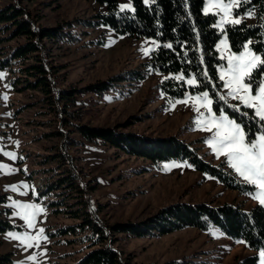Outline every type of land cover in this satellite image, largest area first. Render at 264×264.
I'll list each match as a JSON object with an SVG mask.
<instances>
[{"label":"rangeland","instance_id":"1","mask_svg":"<svg viewBox=\"0 0 264 264\" xmlns=\"http://www.w3.org/2000/svg\"><path fill=\"white\" fill-rule=\"evenodd\" d=\"M9 0H0V6ZM240 0H205L203 12L216 15L220 33L216 49L222 63L218 68L223 82L221 99L226 106L248 115L253 110L259 130L248 141L243 123L221 106L217 111L209 91L181 98L162 93L160 82L167 76L148 70L156 43L152 39L116 35L107 26L86 21L106 12L95 0H34L20 5L31 12L37 24L64 28L75 39L51 45L50 55L61 66L66 81L84 87L124 74L125 79L104 94L83 92L78 106L82 120L65 115L42 90L20 89L12 81L22 76L0 69V194L6 195L1 209L13 228L0 233V256L12 255L10 264H72L98 247L88 238L91 222L113 225L143 221L160 208L176 202H231L250 210L264 207V79L254 87L247 79L262 63V57L247 44L241 52L231 50L225 26L245 17L236 15ZM120 10L133 11L130 0H119ZM250 19V18H249ZM0 58L23 39L2 40ZM14 65L13 68H17ZM146 78L137 80L134 71ZM22 78V77H21ZM24 78V77H23ZM195 86L194 76L186 79ZM100 127L122 126L121 130L146 136L175 135L196 141L199 153L212 163H227L237 177L254 187L248 194L227 189L217 179L198 171L188 160L153 161L129 155L101 141L89 142L75 132L77 124ZM74 140V142H72ZM65 156L61 159L57 154ZM64 176L72 177L73 181ZM121 238L114 246L133 263L164 264L170 260L193 264H234L238 258L264 252L227 237L218 227L203 231L188 227L159 237Z\"/></svg>","mask_w":264,"mask_h":264},{"label":"trees","instance_id":"2","mask_svg":"<svg viewBox=\"0 0 264 264\" xmlns=\"http://www.w3.org/2000/svg\"><path fill=\"white\" fill-rule=\"evenodd\" d=\"M22 1L9 0L0 6V33H8L2 40L23 39L0 58V69L11 70L22 76L12 81L20 89L42 90L47 99H53L65 115L61 116L62 125L71 119L82 120L83 110L77 108L78 97L83 92L104 94L115 87L124 74L111 76L107 80L77 87L70 84L61 87L66 79L60 73L61 66L55 64L50 55L52 44L67 41V36L75 39L71 32L64 28L67 22L55 26L37 24L31 12L20 5ZM106 6V12L93 16L94 21H86L92 26H107L116 35L152 39L156 48L150 60L145 63L151 72L167 75L159 84L163 94L170 98H181L190 90L193 94L209 91L217 111L221 106L243 123L248 141H252L259 130L260 121L250 108H243L248 115L226 106L221 99L223 82L219 78L218 68L222 63L216 49L220 33L215 26L216 15L205 14V0H130L133 11L120 10L119 0H95ZM236 15L247 16L239 23H228L225 26L231 50L241 52L247 44L252 51L261 55L262 63L258 65L247 79L256 87L264 79V0H240L235 9ZM250 18V19H249ZM49 44H51L49 46ZM18 65L17 68H13ZM137 80L146 78L139 70L134 71ZM194 76L195 86H188L186 79ZM22 77V78H21ZM24 77V78H23ZM122 126L100 127L90 124H77L75 132L89 142L101 141L129 155L157 161L170 159L188 160L198 171L217 179L227 189L241 194H248L254 187L242 182L232 169L226 170L227 163L221 161L215 165L208 162L199 151L196 141H186L175 135L146 136L135 132L121 130ZM74 142V140H72ZM61 165L66 163L65 156L57 154ZM73 181L64 176L60 181ZM6 202V195L0 194V205ZM9 209L0 210V233L13 228V224L4 218ZM93 233L91 245L98 247L88 251L79 261L72 264H136L124 256L114 245L121 239L119 236L132 238L159 237L188 227L208 231L212 226L218 227L227 237L243 242L256 252H264V207L254 205L250 210L240 204L225 202H176L160 208L155 214L143 221L120 222L106 225L91 222ZM12 255L0 256V264L12 263ZM258 254L238 258L234 264H258ZM192 261L170 260L164 264H193ZM157 264V263H144Z\"/></svg>","mask_w":264,"mask_h":264}]
</instances>
